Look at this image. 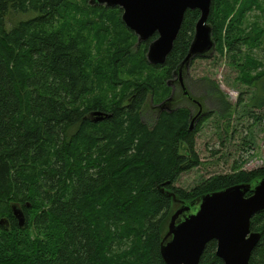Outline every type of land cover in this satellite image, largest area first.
Masks as SVG:
<instances>
[{
  "label": "trees",
  "instance_id": "trees-1",
  "mask_svg": "<svg viewBox=\"0 0 264 264\" xmlns=\"http://www.w3.org/2000/svg\"><path fill=\"white\" fill-rule=\"evenodd\" d=\"M9 9L35 15L6 29ZM261 15L264 0H211L208 17L215 52L255 89V110L264 107V54H255L264 53ZM120 16L87 0H0V220L8 222L0 224V264H164L159 243L183 203L236 185L250 190L264 178L262 165L175 186L201 165L200 124L189 130L187 97L208 114L214 100L226 121L233 106L207 76L185 79L183 94L167 100L198 11H186L162 66L145 58L155 37L137 45ZM150 100L170 109L154 107L152 127L141 121ZM97 113L108 116L94 121ZM12 205L25 215L22 228ZM249 228L260 234L249 264H264V210ZM215 251L209 242L199 264H223Z\"/></svg>",
  "mask_w": 264,
  "mask_h": 264
},
{
  "label": "water",
  "instance_id": "water-1",
  "mask_svg": "<svg viewBox=\"0 0 264 264\" xmlns=\"http://www.w3.org/2000/svg\"><path fill=\"white\" fill-rule=\"evenodd\" d=\"M91 5L119 8L121 21L137 38L147 42L146 61L162 66L172 50L186 11H198L194 35L186 56L174 75L188 70L195 58L211 57L215 52L212 28L208 24L211 0H90ZM94 121L108 115L97 113ZM192 126H190L189 130ZM248 185H236L203 195L193 202L183 203L171 216L167 230L159 243L164 264H199L206 245L216 242V256L223 264H249L260 241V235L250 231V220L264 210V178L249 190ZM250 196L246 197L247 191ZM11 210L19 228L26 223L20 207ZM0 224L7 225L6 219Z\"/></svg>",
  "mask_w": 264,
  "mask_h": 264
},
{
  "label": "rangeland",
  "instance_id": "rangeland-1",
  "mask_svg": "<svg viewBox=\"0 0 264 264\" xmlns=\"http://www.w3.org/2000/svg\"><path fill=\"white\" fill-rule=\"evenodd\" d=\"M87 2L90 3V0H87ZM34 15L35 13L32 10L15 12L9 9L5 16V27L10 29L18 22L32 18ZM260 18L264 20V15H261ZM102 47L104 48V46ZM255 54L262 56L264 53L255 50ZM194 60L190 64L188 75L192 79L204 76L213 79L219 85V89L231 103L233 109L229 121H226L214 112L217 107L216 102L212 100L209 108L214 109V113L211 112L209 118L208 116L202 118L198 123L190 122L194 128L197 124H200L195 139L196 152L201 165L179 175L175 186L185 190L192 189L214 174L230 173L241 169L248 171L264 165V107L255 110L251 109L249 105L254 97L255 89L237 82L235 80L238 76L237 70L231 68L227 60L216 52L211 57ZM178 78L179 76H175L172 81H176ZM192 86L197 88V84ZM262 93L264 94V91ZM240 95L242 96L241 103L236 105ZM259 98L261 100L260 95ZM255 102L260 103L257 100ZM158 106L152 105L150 100L146 102L141 111V121L149 127H152L155 123L157 110L154 107ZM256 118H259V120ZM175 209L176 207L172 203L169 210L175 211Z\"/></svg>",
  "mask_w": 264,
  "mask_h": 264
},
{
  "label": "flooded vegetation",
  "instance_id": "flooded-vegetation-1",
  "mask_svg": "<svg viewBox=\"0 0 264 264\" xmlns=\"http://www.w3.org/2000/svg\"><path fill=\"white\" fill-rule=\"evenodd\" d=\"M117 9H119V8H117ZM198 59H204V58H198ZM184 70H182L178 75H174V73L176 71V69H175V71H173V73H172V78L166 81L167 86H169V89L171 90L170 91V95H169V97L167 99L168 101H170L174 95L178 96L180 93L183 94V92L186 89L185 79H187V78L192 79L188 75V71L189 70H185V72H184ZM175 76H179V78L176 81H172V79ZM188 102L194 105V107L190 108V114L188 116L189 128H190V126H192V124H190V122L191 123L192 122H197L198 123L202 118L207 117L209 114L205 111V107H204L203 102L201 104L196 99L187 97L186 105L188 104ZM155 108L158 109V113L162 112V111H170V109L165 105V103L162 104V106H158V107H155ZM192 128H194V127L192 126Z\"/></svg>",
  "mask_w": 264,
  "mask_h": 264
}]
</instances>
